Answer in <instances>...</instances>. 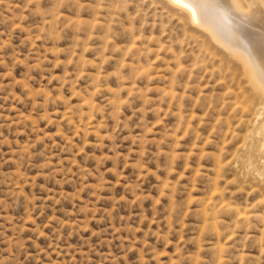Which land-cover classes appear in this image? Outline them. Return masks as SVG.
I'll return each instance as SVG.
<instances>
[{"label": "rangeland", "instance_id": "1", "mask_svg": "<svg viewBox=\"0 0 264 264\" xmlns=\"http://www.w3.org/2000/svg\"><path fill=\"white\" fill-rule=\"evenodd\" d=\"M207 30L0 0V264H264V96Z\"/></svg>", "mask_w": 264, "mask_h": 264}, {"label": "bare ground", "instance_id": "2", "mask_svg": "<svg viewBox=\"0 0 264 264\" xmlns=\"http://www.w3.org/2000/svg\"><path fill=\"white\" fill-rule=\"evenodd\" d=\"M172 1L185 8L191 15L192 20L202 24L204 28H208L215 40L220 41L226 48L229 47L234 54L244 58L245 64L249 67L248 70L251 73L249 77L253 79L254 85L260 89L259 91L264 96V44L261 45L262 41L256 32L258 29L264 30V0H245L250 8V11L245 8L249 11H246L248 14L245 15L238 13V8L243 10L240 0H233V3H231V0L230 2H228L229 0ZM255 9L258 10L254 11ZM257 17H262V24L256 22L257 25L252 26L253 28L248 27V19Z\"/></svg>", "mask_w": 264, "mask_h": 264}]
</instances>
